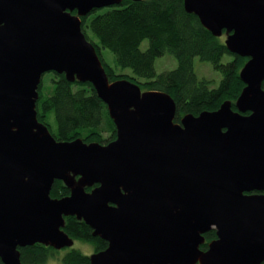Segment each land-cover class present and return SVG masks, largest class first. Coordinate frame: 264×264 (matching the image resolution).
<instances>
[{
	"label": "water",
	"instance_id": "obj_1",
	"mask_svg": "<svg viewBox=\"0 0 264 264\" xmlns=\"http://www.w3.org/2000/svg\"><path fill=\"white\" fill-rule=\"evenodd\" d=\"M122 2L0 0V264H22L19 247L35 243L73 247L66 216L108 242L90 264H262L264 0H184L248 60L235 109L225 100L179 122L170 94L111 82L82 30L81 16ZM47 72L90 82L116 138L57 140L37 116ZM56 180L68 196H51ZM211 229L217 238L202 250Z\"/></svg>",
	"mask_w": 264,
	"mask_h": 264
},
{
	"label": "trees",
	"instance_id": "obj_2",
	"mask_svg": "<svg viewBox=\"0 0 264 264\" xmlns=\"http://www.w3.org/2000/svg\"><path fill=\"white\" fill-rule=\"evenodd\" d=\"M81 22L110 81L129 79L143 90L170 94L177 107L175 122L188 113L215 111L225 100H231L234 107L245 86L240 70L248 58L230 52L223 37L214 36L195 14L185 10L184 0H123L118 6L93 9L81 16ZM145 40L149 45L143 50L141 45ZM103 49L114 54L113 65L105 59ZM165 55L173 56L177 66L159 72L156 61ZM226 55L230 57L228 61L223 60ZM195 57L210 62L222 73L218 85L213 86L212 80L199 77L194 67ZM36 109L38 120L48 126L57 140L81 138L85 142L107 144L116 138V126L107 104L90 82H70L64 74L52 72L49 84L42 82L39 86ZM69 194V188L61 180L54 182L52 197ZM63 229L75 240L89 242L96 252L108 246L106 240L94 237L92 228L75 216L65 217ZM207 237L209 240L215 237L214 232ZM19 250L22 264H47L59 252L41 243L19 247ZM61 261L90 264V255L72 247Z\"/></svg>",
	"mask_w": 264,
	"mask_h": 264
},
{
	"label": "rangeland",
	"instance_id": "obj_3",
	"mask_svg": "<svg viewBox=\"0 0 264 264\" xmlns=\"http://www.w3.org/2000/svg\"><path fill=\"white\" fill-rule=\"evenodd\" d=\"M222 37H223V39H225L226 34L224 33ZM148 45H149L148 40H145V41H143L141 48L143 50H145L148 47ZM103 55H104V57L108 63H110L111 65L114 64V58L115 57H114V54L110 50L103 49ZM229 59H230V57L226 55L223 60L228 61ZM176 66H177V61L171 55H165V56L159 57L156 61V68H157V71H159V72L164 71V70L173 69ZM194 67H195V70L198 73L199 77L200 78L205 77L207 79L212 80L213 86L218 85L220 83V80L223 77L222 73L219 70L215 69L214 66L210 62L203 61L199 57L194 58ZM128 71H129V73H131L130 70H128ZM51 76H52V72H47L46 74H44V76L42 78V82L44 85L49 84ZM247 113H249V112H247ZM194 115H196V114H194ZM197 115H199V114H197ZM87 143H90V142H87ZM92 189H93V187L90 190H87V189L86 190L91 191ZM53 198H55V197H53ZM70 248H72V247H68V248H64V249L59 250L57 256L51 258L47 264H63L61 261V258L67 251L70 250ZM73 248L80 249L82 252L89 254V255L96 252V251H94L93 246L89 242H84V241H81L79 239L75 240Z\"/></svg>",
	"mask_w": 264,
	"mask_h": 264
},
{
	"label": "flooded vegetation",
	"instance_id": "obj_4",
	"mask_svg": "<svg viewBox=\"0 0 264 264\" xmlns=\"http://www.w3.org/2000/svg\"><path fill=\"white\" fill-rule=\"evenodd\" d=\"M62 182H63V181H62ZM63 183H64V182H63ZM213 232H214V234H215V237H213V238H211V239L209 240L208 237H207V234H209V233H213ZM203 235H204V237H205V241H204V243H202V244L200 245V249H202V250H207V249H208V244L211 243L214 239L217 238V236H216V230H215V229H211L210 231L204 233ZM263 263H264V262H263ZM263 263H262V264H263Z\"/></svg>",
	"mask_w": 264,
	"mask_h": 264
}]
</instances>
